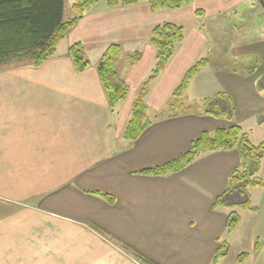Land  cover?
<instances>
[{"label":"crops","instance_id":"1","mask_svg":"<svg viewBox=\"0 0 264 264\" xmlns=\"http://www.w3.org/2000/svg\"><path fill=\"white\" fill-rule=\"evenodd\" d=\"M244 14L253 16L252 29L232 21ZM164 22L182 27L183 40L149 83V124L129 141L123 131L133 101L155 64L150 32ZM263 22L264 0H192L156 12L100 0L41 66L0 68V264H143L137 253L156 264H212L221 241L229 251L217 264L233 255L237 264L242 253L240 264H264V155L261 184L247 196L240 186L228 189L240 167L236 150L202 153L174 173L140 174L185 154L204 132L235 125L252 144L264 140L255 143L264 134ZM74 43L88 61L80 74L68 56ZM111 44L120 46L115 71L128 87L114 109L96 71ZM199 60L202 69L167 108ZM246 198L250 209L230 207ZM231 211L239 222L228 234Z\"/></svg>","mask_w":264,"mask_h":264},{"label":"trees","instance_id":"2","mask_svg":"<svg viewBox=\"0 0 264 264\" xmlns=\"http://www.w3.org/2000/svg\"><path fill=\"white\" fill-rule=\"evenodd\" d=\"M98 1L100 0H76L72 5L73 16L65 20V0H0V68L22 64L41 66L55 54L60 41ZM103 1L107 8L146 3L151 12L161 9L176 10L188 6L192 2V0ZM196 13L200 15V12ZM182 40V27L172 23L164 22L151 30L149 42L155 49V64L147 81L140 88L133 101L130 119L123 131L125 139L136 140L149 124L146 114L147 107L144 102L149 83L164 69L172 57L176 45ZM120 53L119 45H109L102 53L96 66L100 85L110 109H114L119 102L125 100L128 94L126 83L115 71ZM68 56L78 74L83 73L88 67V61L84 56L81 44H72L68 48ZM138 58V54L132 55L129 59L130 64L136 62ZM204 63L205 60H199L186 71L174 91L172 99L167 104V108L173 109L179 103L184 89L192 77L202 69ZM229 150L238 152L240 167L230 173L228 189L231 190L235 186H240V189L245 192V189L261 184L260 180L256 178V172L259 168V161L264 155V140L257 145L252 144L248 135L235 125L228 129H218L212 134L202 133L197 140L191 143L185 154L161 166L141 170L140 174L160 176L166 173H174L192 163L202 153ZM94 194L104 198L110 204L114 202V198L109 194L101 192H94ZM216 204L226 205L219 199ZM230 207H238L243 210L250 209L249 200L246 198L244 202L238 205H230ZM238 222V214L235 211L229 212L226 218V232L231 233ZM228 251V244L221 241L212 258V264H217L220 258L228 254ZM136 258L143 264H156L140 254H137ZM246 258L247 254L242 253L237 256L236 261L242 263Z\"/></svg>","mask_w":264,"mask_h":264},{"label":"rangeland","instance_id":"3","mask_svg":"<svg viewBox=\"0 0 264 264\" xmlns=\"http://www.w3.org/2000/svg\"><path fill=\"white\" fill-rule=\"evenodd\" d=\"M76 2V0H65V5H64V8H65V12H64V19L67 20L69 18H71L73 16V12H72V5ZM104 2V1H103ZM105 4V3H104ZM260 4H258V2L256 3V6H258ZM260 6H258L257 8L255 7L253 9V11L251 12H254L255 10H259ZM249 13V12H248ZM235 20H238V21H241V23H244V25H240V27L242 29H245L243 27H247V28H250L252 29V26L251 24L253 25V23H255L254 19H253V16H250L249 14H244V15H241V16H238L237 18L235 19H232V21L235 22ZM264 25V22L261 23L260 27ZM237 28H239V26H237ZM244 61V60H243ZM189 99V97H187ZM186 102V101H185ZM191 104V102H190ZM185 105V104H184ZM187 105V104H186ZM191 109L193 110H200L201 109V106L198 104L196 105H191ZM149 118H154L155 117V114H150L148 115ZM259 130V129H258ZM256 130L255 131V134H254V138L256 139V132L258 131ZM264 138V134L262 133V136L255 140L256 142L255 143H258L260 142L262 139ZM249 191V194H251V191L254 190L252 187L248 188L247 189ZM253 201V200H252ZM135 253V252H134ZM138 254V253H137ZM136 254V255H137ZM139 255V254H138ZM234 259H235V255L231 256V257H228L227 259H225L224 261V264H234ZM237 264H240L238 263V261H236Z\"/></svg>","mask_w":264,"mask_h":264}]
</instances>
